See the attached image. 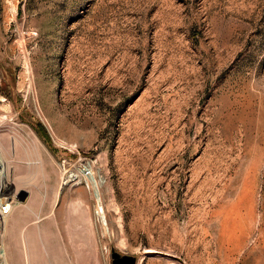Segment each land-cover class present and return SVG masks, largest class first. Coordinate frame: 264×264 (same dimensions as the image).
I'll list each match as a JSON object with an SVG mask.
<instances>
[{
  "label": "rangeland",
  "instance_id": "rangeland-1",
  "mask_svg": "<svg viewBox=\"0 0 264 264\" xmlns=\"http://www.w3.org/2000/svg\"><path fill=\"white\" fill-rule=\"evenodd\" d=\"M0 145L9 264H264V0H0Z\"/></svg>",
  "mask_w": 264,
  "mask_h": 264
},
{
  "label": "bare ground",
  "instance_id": "bare-ground-1",
  "mask_svg": "<svg viewBox=\"0 0 264 264\" xmlns=\"http://www.w3.org/2000/svg\"><path fill=\"white\" fill-rule=\"evenodd\" d=\"M10 161L11 160L7 156V153L2 149V147L0 145V177H1L0 184L4 187L9 186V189L12 188L11 184H12V177L13 176L11 174H13V171H14V170H12V167L14 168V166H15L14 165L15 163H12V167H10V164H11ZM83 174L85 176L86 183L91 186L95 195L98 196L99 184H97L96 178L94 176H92L88 171L83 172ZM14 188H17V185H14ZM23 199H19L17 197L12 198L11 208L15 204L23 203ZM10 211H11V209H10ZM9 212L4 216V218L2 220L3 221V227H2L3 232L4 231L10 232L13 229V227L15 226L14 216L11 214L9 217H7L9 215ZM96 213L99 214L101 216V218L104 220L101 206H98ZM4 246H5L4 243H2V251L0 252V264H9L7 257L5 256V249H4L5 247Z\"/></svg>",
  "mask_w": 264,
  "mask_h": 264
},
{
  "label": "water",
  "instance_id": "water-1",
  "mask_svg": "<svg viewBox=\"0 0 264 264\" xmlns=\"http://www.w3.org/2000/svg\"><path fill=\"white\" fill-rule=\"evenodd\" d=\"M27 194V190L23 187L15 188L14 195L19 199H23L24 196ZM111 254V264H135L136 263V254L125 252V251H118L114 247L110 248Z\"/></svg>",
  "mask_w": 264,
  "mask_h": 264
},
{
  "label": "built area",
  "instance_id": "built-area-1",
  "mask_svg": "<svg viewBox=\"0 0 264 264\" xmlns=\"http://www.w3.org/2000/svg\"><path fill=\"white\" fill-rule=\"evenodd\" d=\"M1 181V177H0ZM15 188H10L9 186L4 187L0 184V252L2 251V238L1 231L3 227V218L11 209V201L14 195Z\"/></svg>",
  "mask_w": 264,
  "mask_h": 264
}]
</instances>
